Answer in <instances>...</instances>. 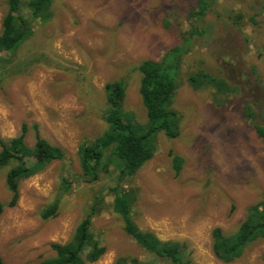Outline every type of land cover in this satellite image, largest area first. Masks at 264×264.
Here are the masks:
<instances>
[{
	"label": "rangeland",
	"instance_id": "1",
	"mask_svg": "<svg viewBox=\"0 0 264 264\" xmlns=\"http://www.w3.org/2000/svg\"><path fill=\"white\" fill-rule=\"evenodd\" d=\"M27 1L21 0L24 6ZM6 12L0 0V32ZM50 12L51 19L33 23L32 36L13 53L0 50V139L17 137L26 125L30 151L24 161L32 165L36 124L41 137L66 154L22 179L17 204L0 215L4 264L52 258L51 245L69 242L93 206L89 232L106 252L83 264L119 258L166 264L124 233L111 207L115 187L133 198L138 228L185 243L191 264H264V239L223 263L211 236L217 227L225 236L235 234L247 210L264 202V137L247 115L264 128V0H54ZM21 14L30 17L27 7ZM144 60L161 62L174 74L170 108L178 115L179 135L156 134L152 159L134 175L120 177L111 164L89 182L78 151L108 129L102 118L105 84L122 82L124 117L142 127L148 122L139 94ZM205 73L235 90L202 86ZM175 156L182 159L178 176ZM16 164L0 168L2 204L11 197L6 175ZM64 179L68 192L61 189ZM55 202L56 214L42 219Z\"/></svg>",
	"mask_w": 264,
	"mask_h": 264
},
{
	"label": "trees",
	"instance_id": "2",
	"mask_svg": "<svg viewBox=\"0 0 264 264\" xmlns=\"http://www.w3.org/2000/svg\"><path fill=\"white\" fill-rule=\"evenodd\" d=\"M7 12L2 20L0 32V50L13 53L23 42L33 34V23H45L51 19L50 8L54 0H29L25 6L21 0H4ZM22 7H27L30 12L29 18L21 14ZM165 60V59H164ZM2 63V59H0ZM141 74L139 94L146 109L148 122L140 126L129 121L123 114V99L126 87L122 82L115 81L105 84L106 109L102 116L108 126L107 131L89 145L79 148L78 156L82 175L89 182L98 179L99 173H108L110 165L119 168L120 177L134 175L145 163L153 157L154 138L159 132H164L168 137L179 135L178 115L170 108L172 95L175 91V79L169 67L161 62L144 60L138 66ZM209 86L215 87L217 91L222 90L220 82L213 75L205 73ZM194 77L189 82L193 83ZM200 82V81H199ZM3 80L0 78V86ZM225 86V83L223 82ZM194 87V86H193ZM231 90L232 87H227ZM224 89L221 92H226ZM235 90V88H232ZM247 114L251 120L254 119L253 128L259 137H264V128L257 123L256 116ZM27 126L23 125L21 133L11 139H0V168L16 161L17 164L8 170L6 185L11 194L6 204L0 202V215L6 208H13L19 199L18 185L22 179L29 178L36 172L42 170L53 161H62L66 154L58 146L51 145L43 139L39 133L38 126L33 125L34 144L33 156L35 162L27 165L24 158L28 155L30 148L27 147L25 136ZM111 151V156L106 158L105 153ZM175 176L181 171L182 159L173 160ZM70 183L64 179L61 189L68 192ZM114 199L111 203L112 210L123 223L124 233L132 239L144 251L161 260L166 264H191L187 256V245L178 241L160 240L154 233L141 231L132 218V200L129 193L115 187ZM233 210V207H232ZM57 211V202L48 206L42 213L41 218L46 220L53 217ZM95 215L93 206L88 214L77 226L73 237L66 244H52L54 256L39 264H83L85 261L93 263L98 261L106 252V248L100 246L89 232L91 217ZM212 250L216 258L223 263H232L242 256L245 248L258 240L264 239V202L257 203L247 210L246 218L241 222L235 234L225 236L222 229L217 227L212 230ZM88 248L85 258L81 252ZM129 261V260H128ZM126 259L119 258L114 264H129ZM0 264H4L0 256ZM132 264H137L132 260Z\"/></svg>",
	"mask_w": 264,
	"mask_h": 264
},
{
	"label": "flooded vegetation",
	"instance_id": "3",
	"mask_svg": "<svg viewBox=\"0 0 264 264\" xmlns=\"http://www.w3.org/2000/svg\"><path fill=\"white\" fill-rule=\"evenodd\" d=\"M260 117H261V120L264 121V109L260 110Z\"/></svg>",
	"mask_w": 264,
	"mask_h": 264
}]
</instances>
